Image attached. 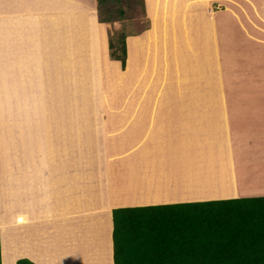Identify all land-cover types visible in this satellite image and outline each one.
Instances as JSON below:
<instances>
[{
  "label": "crops",
  "instance_id": "crops-1",
  "mask_svg": "<svg viewBox=\"0 0 264 264\" xmlns=\"http://www.w3.org/2000/svg\"><path fill=\"white\" fill-rule=\"evenodd\" d=\"M207 1L178 0L175 4L173 1L170 2V6L167 7L165 6L166 2L163 3L164 0H143V6L140 4V12L141 17L146 14L147 21L144 28L139 25L141 21L136 20L138 18L136 15L123 20V26L128 27L125 29V64L122 67L120 60L111 58L113 60L111 62L115 64L112 65L115 66V70L107 73V76L117 82L124 77L128 79L130 75L134 74L131 79L133 85L147 87L143 89L141 95H134V88L131 87L118 97L120 110L112 112L111 117L119 118L123 115V118L128 120L124 126L129 123L130 126L125 129L119 128L110 134L116 136L121 131L130 130L137 121V128L141 133L135 139L130 136L124 137L122 140L119 139L118 145L114 142L113 161L106 160L109 138H106V134L100 131L106 126H112L105 122L109 121L110 116L107 112L105 115L101 114L104 112L77 113L73 114L79 116L77 119H90L95 115L101 121L98 128H93L92 125L90 128L92 131L99 130L103 136L100 139L104 143V149L99 152H104V154H99L98 157L104 159L96 160L93 162L95 164L90 165L84 164L82 160L76 158L75 160L58 159L57 161L44 162L38 157L30 160L31 156H25L26 159L20 161L21 156L18 155L16 162L14 159L10 161L11 171L9 173L0 169V200H4L0 228L2 222L3 225H11L9 252L11 251L12 254L9 257H13L14 263H17L20 258H28L36 264H81L82 255L88 256L89 259L101 260V255L97 256L96 254L101 249L103 235L98 229L93 231L92 227H88V224L91 225L97 221L101 212H109L112 215V210L116 207L264 195V58H262L264 50L254 47V44L255 46L258 44V38L254 37L255 35L251 36L250 32L248 38L242 41L248 42V50L245 53L254 54L259 49L257 53L261 54V57L259 54L257 56L261 58L259 60H262L258 69L260 71L248 75L245 79L241 77L238 93L231 92L230 95H226L225 92L222 95H210L207 93L208 86L202 87L203 83L199 84L200 92L195 93L192 89L186 95L198 99L199 102L208 103L210 110L206 111V114L203 113L199 116V111L188 113L193 109L191 103L185 101L187 103L186 112L180 116L189 117L190 121L187 119L183 122V118H180L179 122L161 120L165 119L164 115L154 112V104H157L155 99L147 96V94L150 95L149 91L154 88L158 89L159 95H162L163 88L160 85L171 78L172 71L176 68L178 54L180 59L187 55L191 63L190 69L196 67V70L198 69L195 61L197 55L202 54L207 58L211 56L213 42L216 43V39L212 35L213 21L207 19L206 14V24H201L196 17L197 14L208 12L206 3L209 2ZM215 1L220 5L224 3L221 0ZM159 7L160 10H157ZM218 11L213 15L221 13L220 10ZM63 13L58 16L57 20H53V18L50 20L53 21L54 27L49 32H43L36 26L38 30L36 29L34 32V38L41 39L45 33L47 38L44 40H48L50 43L51 39L52 48L60 46V41L63 39L66 43H70L75 38L76 42L72 45H78L79 49L73 47L75 51H71V45L68 47L64 45V48L52 57L61 59L64 57L71 72H78L84 81L86 77L82 71L89 70V68L81 67V65L85 62L90 67L95 65L97 70L101 71L99 80L102 83V69L106 68L110 62L107 59L108 56L105 59V53H108V31L113 32L112 23L98 20L97 0H90V2L88 0L82 2L67 0ZM84 17L94 19L98 29L93 28L91 31L89 29L84 35L82 22ZM221 20L224 21L219 16L217 21ZM186 22L189 23L186 24ZM46 23H48L47 20L44 21V24ZM103 23L106 26V33L100 30V24ZM107 24L110 27H107ZM114 24L115 22H113ZM196 24H199V27H196ZM193 28L200 29L205 35V44L199 48L192 37ZM60 30H62L61 36L53 35L52 31L59 32ZM38 33H42L41 36ZM66 38L70 41L65 40ZM89 41L90 46L92 44L95 46L96 55L93 59H86V53L81 48L82 44ZM91 42L93 43L91 44ZM132 44H136L135 47H138L134 64L130 62V59L127 60V50H131ZM178 45H182L183 56L180 54ZM175 47L177 49L171 58L165 60L163 70L162 59H158V54L161 55L163 48L173 49ZM204 48L208 50H203ZM143 50H145V54ZM148 55L149 58L146 59ZM151 58H155L156 63H153ZM254 70H256L255 67ZM194 71L182 70V81L185 85L192 79ZM160 72L162 77L159 75ZM32 81L31 78H28L25 86L30 87L37 84ZM80 81L82 82V80ZM118 90L119 88L114 91L118 92ZM148 103L151 106L146 105ZM143 106L148 108L142 111ZM141 113H143L141 117H138ZM157 117H160L158 119L161 120L155 123L158 132L146 134L147 129L154 126V119L156 120ZM144 119L152 122H143ZM130 120L133 122H129ZM241 122L246 123L247 135L241 128ZM75 125L73 124V126ZM70 135L74 136V139L71 140L74 141V145L70 146V149L75 150L76 156L78 140L82 134L76 131ZM84 135H87V131ZM258 135L261 137L256 140ZM50 140L51 138L48 137L46 142ZM93 140L91 139V141ZM110 142L113 141L110 140ZM127 142L132 143V148L127 149ZM211 146L216 153L213 158L204 157L199 162H195L194 159L184 157L188 153L209 151ZM125 148L128 152L138 149V160H122L121 152ZM14 153L18 154L17 151ZM204 165L207 169L203 167ZM36 166L42 167L40 174L34 173ZM217 167L220 168L223 176V181L218 182L221 184L220 186L211 177L214 176L211 174L212 171ZM8 174L9 180L6 177ZM40 179L44 181L41 182ZM37 180H40L39 184L32 194L37 198L32 203L11 196L12 189L21 188L25 184L21 188V190H25L31 186L30 183ZM192 185L196 186L200 196L193 194ZM235 188L238 189V192L235 191ZM7 191L11 196L9 203L7 202ZM226 192L230 193L225 194ZM101 198L105 199V203H99ZM6 209H9V217L5 214ZM71 210L73 211L71 212ZM20 216H23L25 221L22 224L15 221ZM84 217H86L85 220ZM92 217L95 218L92 219ZM112 224L108 231L111 251ZM1 260L3 264L2 247Z\"/></svg>",
  "mask_w": 264,
  "mask_h": 264
},
{
  "label": "rangeland",
  "instance_id": "rangeland-1",
  "mask_svg": "<svg viewBox=\"0 0 264 264\" xmlns=\"http://www.w3.org/2000/svg\"><path fill=\"white\" fill-rule=\"evenodd\" d=\"M77 1L82 2L83 0ZM88 1L90 2V0ZM172 1L175 4L178 0H164L163 3L166 2L165 6L168 7ZM207 2L209 3H206L208 5L205 8L210 13L197 14L196 17L201 24H206V14L207 19L211 20V22L213 21L212 35L215 37L216 43L211 40L213 42L211 56L207 58L202 54L197 55L195 61L198 69L196 70V67L190 69L191 63L187 55L183 59H180L178 54L177 62L175 63L176 68L172 71L171 78L165 81L163 85H160L163 88L162 95H159L160 92L156 88L149 91L150 95L146 92L147 96L152 99L154 98L157 103L156 105L154 104V112L164 115L165 119L161 120L179 122L180 118H183V122L187 119L190 121L189 117L185 118V116H180L186 112L187 103L185 101H188L189 104L191 103L193 109V111L190 110L188 113L199 111V116L200 114L203 115V113L206 114V111L210 110L208 103H202L196 98L193 99L192 96H186L192 89L195 93L200 92L199 84L202 85L204 83L202 87L208 86L207 93L210 95H222L225 92L226 95H230L231 92L238 93L241 77L245 79L248 75L260 71L258 69L262 60H259L261 54L257 53L259 49L254 54L245 53L248 50V42L242 40L247 39L248 33L251 32V36L255 35L254 37L258 38V44L256 46L254 44V47H260L264 50V0H221V2H224L221 5L215 0H208ZM130 3L120 2L121 5L119 4L117 6L124 7L125 13L127 14L129 11L131 17L134 15L138 18L141 17L140 4H142V0H136V2ZM65 4H67V0H0V169L2 168L8 173L11 171L9 167L10 161L14 159V162H16L18 155L22 157L19 158L20 161H24L26 159L25 156H31L30 160L38 157L41 161L44 160V162L48 160L57 161L58 159L75 160L76 158L82 160L84 164H95L93 162L96 160L104 159L98 157L99 154H104V152H99L104 149V143L100 139L103 136H101L100 131L106 134V138H109L107 144L108 158L106 160L111 162L113 161L114 142L118 145L117 141L119 139L122 140V138L127 136L135 139L141 133L137 128V121L130 130L121 131L116 136L110 134L114 130L117 131L119 128L125 129L130 126V123L124 126L128 120H126L127 118H123V115L119 116V118L111 117L113 115L112 112L120 110L118 97L123 95L124 91L131 87L134 88V95H141L143 89L147 86L133 85L131 79L134 74L130 75L128 79L124 77V79L117 80V82L111 77H108L107 73L115 70V66H112L115 64L111 62L113 60L109 57V51L107 54L105 53V59L108 56L107 59L110 62L106 60L109 64L106 68L104 67L102 69V83L99 80V73L101 71L97 70L95 65L92 67L87 66L88 63L86 62L81 65V67L89 68V70L82 71L86 77L84 81L78 72H71L69 64L64 60V57L62 59L52 57V55L58 54L64 48V45L66 47L71 45L72 48L69 47L70 50L75 51L73 47L78 46L72 45L76 42L75 38L70 43H66L64 39L61 40L60 46L56 48H52L51 39L50 43L48 40H44L47 38L45 33L41 39L34 38V32L37 27L43 32L52 30L54 24L50 20L52 18L53 20H57L58 16L64 14ZM157 10H160V7ZM218 10L221 13L213 15L219 12ZM213 16L214 18H212ZM219 16L224 21H217ZM125 17L126 15H124ZM126 18L128 19L130 17ZM138 18L136 20L141 21L139 25L144 28L147 21L146 14H143V17L140 19ZM45 20L48 23L44 24ZM82 22L84 35L89 29L90 31L93 28L98 29V25L95 24L94 19L91 20L89 17H84ZM109 23H112L113 32L111 33V30H109L108 37L116 31L115 29L128 28L127 26L123 27L121 21H115L116 25L114 27L113 22ZM188 23L186 22V24ZM195 26L199 27V24ZM105 27L104 23L100 24V30L103 33H106ZM107 27H110V25L108 26L107 24ZM52 33L55 36H61L62 30L59 32L52 31ZM41 34L38 33L39 36ZM204 36L200 29L193 28L192 37L198 48L202 44H205ZM65 40L70 41L67 38ZM89 43L90 41L82 44L81 48L86 53V59H93L96 55L95 46L92 44L93 42H91V46ZM135 46L136 44H132L131 50H127V60L130 59L132 64H134L138 51V47ZM178 46L180 54L183 56L182 45ZM171 49L163 48L161 55L158 54V59H162L163 70L165 60L170 59L177 48ZM145 50H143L144 54ZM203 50L208 49L204 48ZM144 54L141 53V55ZM147 58H149V55L146 56ZM150 60L156 63L155 58H151ZM254 67L256 70H254ZM182 70L186 72L195 70L192 73V79L186 85L182 81ZM177 71L179 73H176ZM159 75L162 77L161 72ZM28 78H31L37 84L26 87L25 82ZM192 85L193 87L191 88ZM122 87H124V90H122ZM117 88H119L118 92L114 91ZM182 92L184 93L181 94ZM29 96H31L30 99H27ZM146 105L150 104L148 103ZM145 106L142 107V111L148 108ZM96 112H104L101 113L103 115L107 112L110 117L109 121L105 122L110 123L112 126H106L105 129H101L100 131H92L90 128L91 125L93 128H98V124L101 122L97 119V116L94 115V118L90 119H77L79 116L73 115L77 113L89 114ZM142 114H139L140 116L138 117H141ZM158 118L160 117H157L156 120L154 119V126L151 129H147L146 134L150 135L158 132L155 126L157 121H161ZM76 122L77 124L75 125ZM129 122L133 121L130 120ZM143 122L151 123L152 121H146L144 119ZM240 124L244 134L247 135L246 123L241 122ZM76 131L82 135H80L78 140L77 155L75 156V150L70 149V146L74 145V141H71L74 139V136L70 134H74ZM86 131L87 135H84ZM91 134H94V136H91ZM48 137L51 140L46 142ZM260 137L261 135H258L256 140H259ZM91 139L94 140L91 141ZM110 140L113 142H110ZM127 143V149L132 148V143ZM127 149L125 148L121 152L122 160H138V149L132 152H128ZM15 151L18 152L17 155L14 153ZM215 154L211 146V150L209 151H198L195 154L188 153L184 157L199 162L201 158H213ZM203 167L207 169L205 165ZM41 170L42 167L36 166L34 173L40 174ZM211 174H214V176H211ZM211 174L210 176L213 181L217 182V185L220 186L221 184L218 182L223 181L220 168H215ZM6 177L9 180V174ZM40 180L41 182L44 181L43 179ZM40 180L30 183L31 186L25 190H21L25 184L21 188L12 189L11 196L32 203L37 198V196L33 197L32 194ZM192 187L194 188L193 194L200 196V192L196 190V186L192 185ZM235 191L238 192V189L235 188ZM229 193L226 192L225 194ZM6 195L8 198L7 202L9 203L11 200L9 191H7ZM195 200L197 199L191 201ZM104 201L105 199L103 198L99 199V203L101 204L105 203ZM3 202L4 200L1 199V219L3 217ZM5 214L9 217V209L5 210ZM94 218L92 217V219ZM85 219L86 217H84ZM15 221H18L20 224L25 222L23 216L17 217ZM112 221V215L109 212H101L97 221L91 222V225L90 223L88 224V227H92L93 231L98 229L100 230V234L103 235L101 249L96 254L97 256L101 255V260L97 258L89 259L88 256L82 255L81 264H114L113 247L111 251L109 244L110 237L108 234ZM1 227H5L9 250V229L11 225L3 226L2 222ZM0 231V240H2L4 232H2L1 228ZM3 264L6 263L4 262Z\"/></svg>",
  "mask_w": 264,
  "mask_h": 264
},
{
  "label": "trees",
  "instance_id": "trees-1",
  "mask_svg": "<svg viewBox=\"0 0 264 264\" xmlns=\"http://www.w3.org/2000/svg\"><path fill=\"white\" fill-rule=\"evenodd\" d=\"M134 1L97 0L98 20L123 22L131 14L117 5ZM115 30L109 56L123 67L126 31ZM112 219L114 264H264V195L122 206L113 208ZM1 229L3 260L13 264ZM16 264L36 263L20 258Z\"/></svg>",
  "mask_w": 264,
  "mask_h": 264
},
{
  "label": "bare ground",
  "instance_id": "bare-ground-1",
  "mask_svg": "<svg viewBox=\"0 0 264 264\" xmlns=\"http://www.w3.org/2000/svg\"><path fill=\"white\" fill-rule=\"evenodd\" d=\"M146 83V82H145ZM3 226H5V225H3Z\"/></svg>",
  "mask_w": 264,
  "mask_h": 264
}]
</instances>
